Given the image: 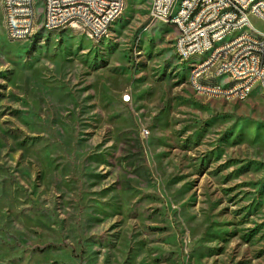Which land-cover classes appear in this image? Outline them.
I'll return each mask as SVG.
<instances>
[{
    "label": "rangeland",
    "instance_id": "rangeland-1",
    "mask_svg": "<svg viewBox=\"0 0 264 264\" xmlns=\"http://www.w3.org/2000/svg\"><path fill=\"white\" fill-rule=\"evenodd\" d=\"M129 2L99 43L0 8V264H264V98L196 94Z\"/></svg>",
    "mask_w": 264,
    "mask_h": 264
},
{
    "label": "built area",
    "instance_id": "built-area-1",
    "mask_svg": "<svg viewBox=\"0 0 264 264\" xmlns=\"http://www.w3.org/2000/svg\"><path fill=\"white\" fill-rule=\"evenodd\" d=\"M125 0H44L45 12L38 17L36 9H29V2L35 0H0L6 35L10 42H31L32 34L41 28H57L58 33L72 31L84 34L98 43L100 36H106L109 16L121 11ZM154 2L151 18L172 26L181 34L178 54H174L182 64L190 59V54L207 51L211 43L224 39L236 40L237 57H243V64L223 62V69L229 72V79L214 88L216 92L229 94L239 102L250 99L258 89L264 98V74L250 75L245 82H237L239 71H245L247 64L264 63V45L249 42L248 31L264 36V30L252 23V17L264 23V11L260 2L264 0H183V7H176V0H150ZM251 4H258V13L249 14ZM171 9H180V16H171ZM227 52L215 53L213 58H223ZM189 85L198 94L205 89L199 88V69L190 73ZM130 102L129 95L123 96ZM149 135L148 130L143 131Z\"/></svg>",
    "mask_w": 264,
    "mask_h": 264
},
{
    "label": "bare ground",
    "instance_id": "bare-ground-1",
    "mask_svg": "<svg viewBox=\"0 0 264 264\" xmlns=\"http://www.w3.org/2000/svg\"><path fill=\"white\" fill-rule=\"evenodd\" d=\"M150 3V15L152 16V14H154V2ZM126 4L127 0L123 1V4H121V11L108 17V29L106 31V36H100L98 38V43L109 37L110 28L123 15ZM133 4V0H130L128 8L132 7ZM176 7H183V0H176ZM29 9H36L35 2H29ZM260 11H264V2H260ZM257 13L258 4H251L249 7V14ZM171 16H180V9H171ZM40 31L58 33L57 28H41L32 34L31 41H34L36 38H38ZM248 39L252 44L264 45V36H262L261 33L248 31ZM180 42L181 34L179 31H176V37L173 44L174 54H178V46ZM233 48H236V40L224 39L219 42L209 44L207 51L205 52L190 54V59L186 60V65L190 67V73H195L199 69V88L205 89V91L198 93V95L226 101H237V98H230L229 94H222L221 92H216V90H214V88L221 86L223 82L229 79V72H220V74H215L217 71L223 69V62H235V64H243V57H237V51H229ZM222 52H227L223 55V58H213V54ZM262 74H264V63H259V65L247 64L245 71L238 72L237 82H245V80L250 78V75Z\"/></svg>",
    "mask_w": 264,
    "mask_h": 264
},
{
    "label": "crops",
    "instance_id": "crops-1",
    "mask_svg": "<svg viewBox=\"0 0 264 264\" xmlns=\"http://www.w3.org/2000/svg\"><path fill=\"white\" fill-rule=\"evenodd\" d=\"M173 28V27H172ZM176 32V31H175ZM177 59V58H176ZM178 60V62L182 65V63H181V61H179V59H177ZM189 69H190V67H189Z\"/></svg>",
    "mask_w": 264,
    "mask_h": 264
}]
</instances>
